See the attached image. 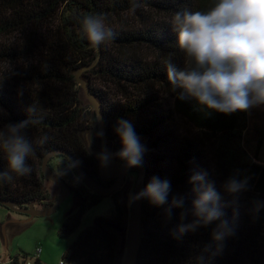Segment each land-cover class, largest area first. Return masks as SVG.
Segmentation results:
<instances>
[{"label":"trees","instance_id":"1","mask_svg":"<svg viewBox=\"0 0 264 264\" xmlns=\"http://www.w3.org/2000/svg\"><path fill=\"white\" fill-rule=\"evenodd\" d=\"M80 68L116 160L146 170L137 264H264V0H0V206L24 217L20 209L52 205L41 170L52 154L77 201L61 237L105 197L72 159L113 182L87 146L97 117L82 101ZM177 113L222 138L219 178L204 147L178 134ZM113 201L64 264H118L127 216Z\"/></svg>","mask_w":264,"mask_h":264},{"label":"rangeland","instance_id":"2","mask_svg":"<svg viewBox=\"0 0 264 264\" xmlns=\"http://www.w3.org/2000/svg\"><path fill=\"white\" fill-rule=\"evenodd\" d=\"M161 19L170 22V18ZM4 39H8V36H5ZM145 52L150 54L147 50H145ZM152 55L154 58L158 57L156 54ZM97 85L99 87L101 86L99 83H97ZM106 90L110 92L113 89L107 88ZM160 94L165 96V102L168 106L174 105V97L170 93L161 92ZM81 98L84 105L96 113L95 107L83 88H81ZM176 123L178 134L184 138L188 137L193 139L199 146L204 147L210 163L211 173L215 178H219L223 173V170L220 168L221 154L224 151L221 145L222 138L219 135H213L209 132L194 128L186 118L178 113ZM86 142L91 152L102 149L100 130L97 121L95 122L94 129L87 134ZM108 145L110 149L113 146V142L110 139ZM78 181L79 180H76V182ZM136 181L137 174L128 173L126 183L117 196L127 216V222L120 233L118 264H124L126 256L128 222ZM46 187L53 197H57L61 192V187L49 179L46 181ZM76 204V196L73 193L66 198L55 213L49 216L35 217L30 222L26 223L9 221V216L15 220L23 219V217L0 206V213L2 214V216H0V257L1 260H4L0 261V264H10L11 258L22 256L25 253L29 254L24 257L25 264H34L36 258L40 259L42 264H59L62 260L63 253L74 242L78 235L91 226L96 217L110 216L113 214L115 208L112 196L104 197L100 203L87 210L81 219L79 228L71 236L61 237L59 235V229L67 217L71 215ZM38 248L42 249L40 253L41 256L39 254L40 257H35L34 255Z\"/></svg>","mask_w":264,"mask_h":264},{"label":"water","instance_id":"3","mask_svg":"<svg viewBox=\"0 0 264 264\" xmlns=\"http://www.w3.org/2000/svg\"><path fill=\"white\" fill-rule=\"evenodd\" d=\"M83 70L80 68L76 72V79L81 85L95 107L97 122L100 130L102 149L93 151L92 154L98 164V173L103 180H113L109 185L103 184L97 178L90 175L84 169L77 165L72 159V163L76 167L78 174L84 184L94 193L100 196H112L117 191H120L127 180V175L131 171L137 172V181L134 188L132 206L128 222L127 250L124 259V264H137L139 250L142 238V220H143V204H144V186L146 179V170L144 165L135 159H127L124 163L119 164L116 160L115 152L109 148V138L104 123V117L101 111V104L95 95L91 92L89 85L81 78ZM52 154H47L42 162L41 170L44 175L50 180L57 183L61 187L60 194L55 198L52 205L44 209H38L31 205L29 209L19 211L28 215V217L15 220L19 222H30L35 217L49 216L55 213L59 206L66 200L68 196L73 194L71 185L58 173H56L50 165ZM4 203L11 206L10 202ZM121 231L119 227H115Z\"/></svg>","mask_w":264,"mask_h":264},{"label":"built area","instance_id":"4","mask_svg":"<svg viewBox=\"0 0 264 264\" xmlns=\"http://www.w3.org/2000/svg\"><path fill=\"white\" fill-rule=\"evenodd\" d=\"M41 251H42V249H41V248H38L34 256H35V257L39 256V254L41 253ZM35 260H37V258H36ZM31 264H32V263H31ZM60 264H64V262L61 261Z\"/></svg>","mask_w":264,"mask_h":264},{"label":"crops","instance_id":"5","mask_svg":"<svg viewBox=\"0 0 264 264\" xmlns=\"http://www.w3.org/2000/svg\"><path fill=\"white\" fill-rule=\"evenodd\" d=\"M0 216H2L1 213H0ZM8 218H9V221H11V222H14V221H15V219H12L11 216H9ZM10 219H11V220H10ZM0 220H1V218H0ZM15 222H19V221H15ZM40 256H41V254H40ZM40 256H39V257H40ZM2 261H4V260H2ZM61 261H62V260H61ZM61 261H60V263H61ZM60 263H59V264H60Z\"/></svg>","mask_w":264,"mask_h":264},{"label":"flooded vegetation","instance_id":"6","mask_svg":"<svg viewBox=\"0 0 264 264\" xmlns=\"http://www.w3.org/2000/svg\"><path fill=\"white\" fill-rule=\"evenodd\" d=\"M103 180V179H102ZM109 181H111V180H109ZM120 193H119V191H117L116 193H114L113 195H112V198L115 196V195H119ZM26 217H28V215L26 214V216H24L23 218H26Z\"/></svg>","mask_w":264,"mask_h":264}]
</instances>
